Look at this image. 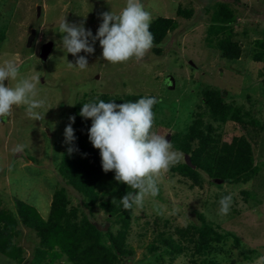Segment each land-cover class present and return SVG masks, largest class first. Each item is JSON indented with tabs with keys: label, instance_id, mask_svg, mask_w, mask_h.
Returning a JSON list of instances; mask_svg holds the SVG:
<instances>
[{
	"label": "rangeland",
	"instance_id": "obj_1",
	"mask_svg": "<svg viewBox=\"0 0 264 264\" xmlns=\"http://www.w3.org/2000/svg\"><path fill=\"white\" fill-rule=\"evenodd\" d=\"M151 13V23L171 18L176 27L163 42L145 57L112 64L102 58L99 41L92 54L84 52L89 66L85 70L68 68L75 57L62 47L60 22L79 25L83 22L93 35L102 23L100 13L118 12L125 0H0V31L7 38L0 43V63L15 60L20 76L38 74L39 97L47 98L38 109L44 119L34 121L24 105L13 106L12 115L0 120V199L2 208L17 217V200L35 207L48 219L54 195L66 190L68 209L79 210L105 233L120 229L116 218L98 204L90 211L86 199L66 182L59 171L65 149V128L74 109L101 98L124 100L129 95L153 96L158 100L153 131L165 136L172 150L182 154L158 183L159 193L145 198L142 207L133 206L127 242L135 252L120 264H255L264 256V0H142ZM222 7L228 8L233 21L216 19ZM35 38L29 45L32 31ZM238 43L240 59L229 61L219 50V43ZM52 44L48 60L41 57L43 46ZM159 51V53H157ZM260 57L259 60L255 57ZM19 79V77L17 78ZM17 81H5L14 86ZM88 91L82 92L81 88ZM207 89L218 90L226 104L241 109L244 124L213 120L203 101ZM202 118L215 129L216 138L231 143L244 137L250 143L254 165L252 171L236 182L210 179L201 172L202 185L173 171L185 164L190 155L177 150L175 138L184 135L193 122ZM24 145L21 152H13ZM232 195L227 216L218 214V201ZM103 196L102 200H107ZM175 209V214H170ZM214 223L217 229L232 235L212 245L207 256L194 254L193 245L183 240V231L200 228L199 215ZM15 244L23 249L30 263L40 246L34 230L20 221ZM171 234L188 246L174 255L164 243L150 250L158 234ZM185 235V234H184ZM108 244V241H107ZM187 247V248H188ZM0 264H19L0 254ZM55 264H70L66 257Z\"/></svg>",
	"mask_w": 264,
	"mask_h": 264
},
{
	"label": "trees",
	"instance_id": "obj_2",
	"mask_svg": "<svg viewBox=\"0 0 264 264\" xmlns=\"http://www.w3.org/2000/svg\"><path fill=\"white\" fill-rule=\"evenodd\" d=\"M216 19L228 23L233 21V15L228 8L222 7ZM175 27V21L171 18L161 17L151 23L153 45H160L168 32ZM6 38V31H0V43ZM219 50L229 61L240 59L242 54L240 45L229 40H222ZM255 59L259 60L260 57L256 56ZM142 97L144 96L129 95L124 100H99L115 101L119 104L136 102ZM203 101L213 120L222 124L229 121L244 124L241 109L226 104L220 91L205 90ZM81 108L82 104H79L74 109L75 122L72 127L76 139L71 143L66 142L59 171L66 182L86 199L87 209L93 211L99 204L107 214L116 218L120 229L116 234L110 230L103 233L86 215L78 222L79 210L68 209L65 189L55 193L48 219H44L35 207L20 200H17V217L2 208L0 199V254L19 264H55L63 257H66L70 264H120L123 258L135 253L127 242L133 208L124 210L120 202L127 192L135 190L117 182L113 171H103L99 150L95 149L88 139V129L92 121L79 115ZM157 108L158 103L153 106L154 115ZM175 146L185 155H190L194 168L185 163L173 168V171L192 180L194 186L202 185L201 172L210 179L236 182L253 169V152L247 139L236 137L231 143L222 142L216 138L214 127L205 124L202 118L195 120L186 134L175 138ZM70 147L74 149L71 153L68 152ZM103 196L108 199L102 200ZM199 216L202 222L200 228L192 226L181 233L183 240H188L193 245L194 254L207 256L211 253L214 243H219L232 234L220 232L204 215ZM20 221L26 228L34 230L40 239V246L30 263L25 262L23 249L14 242L20 234ZM155 242L164 243L167 250L176 256L189 249L183 245L185 242L177 241L165 232L158 234L150 247L151 252L159 249Z\"/></svg>",
	"mask_w": 264,
	"mask_h": 264
},
{
	"label": "clouds",
	"instance_id": "obj_3",
	"mask_svg": "<svg viewBox=\"0 0 264 264\" xmlns=\"http://www.w3.org/2000/svg\"><path fill=\"white\" fill-rule=\"evenodd\" d=\"M100 23L93 35L90 29L68 23L64 18L58 32L62 34V47L66 53L75 57L74 62L67 61L68 68L85 70L88 60L81 52L92 54L93 45L99 41L102 58L112 64L125 63L133 58L141 61L153 47L154 36L150 31L151 13L146 10L142 0H125L124 6L118 11H105L99 14ZM19 77V79H17ZM17 81L14 86H6L5 81ZM38 74L20 76V66L13 59L0 63V120L12 115L13 106L24 105L28 117L34 121L44 119L38 109L47 103L46 97H39ZM86 92L88 89L81 88ZM157 98L145 96L136 102L115 103L104 100L82 104L79 115L91 119L88 139L95 149L99 150L102 169L105 173L113 171L114 179L126 184L133 192H127L120 202L124 210L133 206L142 207L146 197H155L159 193L158 183L163 174L171 166L178 164L182 154L172 150V144L165 136L153 131V106ZM70 123L65 128V140L75 141V116L69 117ZM24 145H17L13 152H21ZM69 148L68 152H73ZM218 214L227 216L232 205V195L222 196ZM175 209L170 214H175ZM255 264H264V256H260Z\"/></svg>",
	"mask_w": 264,
	"mask_h": 264
},
{
	"label": "water",
	"instance_id": "obj_4",
	"mask_svg": "<svg viewBox=\"0 0 264 264\" xmlns=\"http://www.w3.org/2000/svg\"><path fill=\"white\" fill-rule=\"evenodd\" d=\"M35 34H36V32H35V30H33L32 31V35H31V37H30V39H29V45L32 43V41L34 40V38H35ZM51 49H52V44H47V45H44L43 46V50H42V54H41V57H42V59L44 60V61H46V60H48V57H49V54H50V52H51ZM187 162H188V165L189 166H192V163H191V161H190V159L188 158V160H187ZM193 167V166H192ZM194 168V167H193ZM220 181H226V180H220Z\"/></svg>",
	"mask_w": 264,
	"mask_h": 264
}]
</instances>
